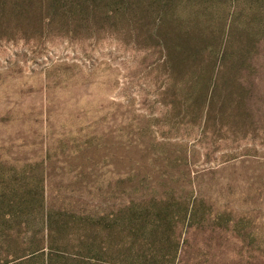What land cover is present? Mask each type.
Listing matches in <instances>:
<instances>
[{"label": "rangeland", "instance_id": "1", "mask_svg": "<svg viewBox=\"0 0 264 264\" xmlns=\"http://www.w3.org/2000/svg\"><path fill=\"white\" fill-rule=\"evenodd\" d=\"M0 264H264V0H0Z\"/></svg>", "mask_w": 264, "mask_h": 264}]
</instances>
